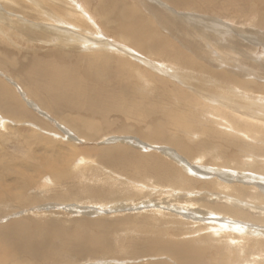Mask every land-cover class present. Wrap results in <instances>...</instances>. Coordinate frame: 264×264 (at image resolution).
Returning <instances> with one entry per match:
<instances>
[{"label": "bare ground", "instance_id": "obj_1", "mask_svg": "<svg viewBox=\"0 0 264 264\" xmlns=\"http://www.w3.org/2000/svg\"><path fill=\"white\" fill-rule=\"evenodd\" d=\"M129 1L135 4L114 5L115 25L108 29L113 11L103 0H0V38L34 53L22 65L34 101L28 104L71 121L70 130L57 133L0 76V126L14 118L60 139H71L72 131L83 141L115 133L141 137L78 149L19 130L23 142L14 148L26 155H15L0 173V203L18 209L47 200L67 203L72 212L99 204L111 218L91 228L85 221L92 208H84L79 227L75 222L67 232L57 219L45 225L50 235L35 234L30 219L6 221L0 264H22L24 257L48 264L56 256L44 248L48 237L61 243L56 248L53 240L55 252L79 260L65 264L92 258L94 264H212L205 259L212 249L226 264H264V86L254 79L264 81V0ZM118 36L130 44L113 40ZM41 42L53 48L47 57L31 47ZM148 118L153 122L144 129ZM146 143L171 147L153 153ZM235 149L260 161L248 162L257 174L217 161ZM208 156L216 165L211 170L204 166ZM37 183L35 199L24 202Z\"/></svg>", "mask_w": 264, "mask_h": 264}, {"label": "rangeland", "instance_id": "obj_2", "mask_svg": "<svg viewBox=\"0 0 264 264\" xmlns=\"http://www.w3.org/2000/svg\"><path fill=\"white\" fill-rule=\"evenodd\" d=\"M117 2H119V4H120V9L124 8L127 5L135 4V3H132L129 0H103L102 6L104 7V9L106 11H108L109 6H111V11H113V9H114L113 7H114V5ZM2 5L4 6V8L7 11H9V12L12 11V9L10 7H8L7 5H5V4H2ZM94 8L96 9V7H94ZM117 12L118 11H113L112 13L107 14L109 19L105 21V24L107 25V28L108 29H111L109 27L110 24L113 25V26L115 25L114 22H113V20H114L115 15L117 14ZM250 23L253 24V22H250ZM162 33H164V32H162ZM117 38L118 39H113V40H115L118 43L121 42V44H124V45H129L130 44L129 41H127L128 38H126L124 36H118ZM119 38L122 39V40H124V41L123 42L120 41ZM22 46H24V47H22ZM26 46H27V44L17 45L15 43L10 42L9 40H7L5 38H0V70L3 71V72H1V71L0 72H1V74L4 73V75H0V76H1L2 80H4L7 84L11 85L12 87H14L18 91L19 97L25 102V104H27V106L33 112H35L38 116H40L42 118V120H44L47 123H49V125L52 128H54V130L57 131V133L64 134L63 129L61 127L66 128L65 130H67V129L70 130L69 129V126H68V123L70 121L69 118H67V120L66 119L65 120H62V119L54 116L49 111L45 110L43 107H41V109L45 113L46 112L48 113V114L46 113L48 115V117L45 116V115H44L45 116L44 117L43 115H41L42 114L41 109H40V111L38 113L36 110H34L28 104V102L34 103V101L32 100V98H30V96L28 94V91L25 88V84L22 82L21 74L23 72H26V69L22 68V65H24L26 61L29 62V57L31 55H33L34 53L32 52L31 49L25 48ZM32 46L37 47L38 49H41L42 50L41 55L44 56V57H47V56H45L43 54L45 52V50H53V48H52V46H50V44L46 45V43H42V42L40 44L31 45V47ZM131 46L133 47L132 44H131ZM134 50L138 51L140 54H143L147 59H150V60H158L159 59V57L157 55H155L154 57H151L150 55H146V54L142 53L141 51L137 50V48H134ZM38 52H40V51H38ZM56 53H57V51H55L54 53L52 52L51 55L48 56V57H56ZM163 58L165 60L167 59L166 56H164ZM201 63H205V62H201ZM194 69H196V66H194ZM6 76L9 77L10 79L7 80L6 79ZM254 79L258 80V83L260 82V84L261 85L263 84V86H264V81H262L261 78H259V77L256 78L255 77ZM243 80H245V79L243 78ZM248 80H250V78ZM153 117L156 118L155 116H153ZM115 119H116L115 116H110V118H109V120H111V121H113ZM156 119H154V120H156ZM98 120L101 121L100 119H98ZM7 121H8V123H7L6 126H4V125H1L0 126V151H3L6 147L11 146V145L13 147H10L9 148L10 149L9 155H7L6 153H4L3 155H0V173L3 172L4 167H6L7 165L12 164L13 162L15 163V159H14L15 158V155H16V157H18L20 154L23 155V156L26 155V151H22L21 152L20 150H16L14 148V146H16V143H18L20 141L23 142L22 141L23 138L20 135H18L19 133H17V132L19 130L23 131L24 133L26 131L28 133L29 130L30 131L36 130L39 133L41 132V131L38 130L39 127L36 124H34V123L30 122V121H25V120L24 121H17L14 118L13 119L9 118V119H7ZM82 121H87V120L85 119V120H82ZM152 122H153L152 121V118H150V119L148 118L147 121H145L141 126H143L144 129H146V128H148L147 125H150ZM51 133H53V132H51ZM40 134L45 135L43 133H40ZM70 134L71 135L73 134L72 137H71V139L65 138V137L62 138V139H60V137L54 136L56 134H54V135L48 134V135H45V136L54 138V140L57 143L61 144L62 146H67L68 147L69 145H72V146L78 147V149L80 147L81 148L88 149L87 148L88 145H89V148H93V146H95L94 148L106 147V145L107 146H114L115 143H117L118 141L123 140V139H128V138H133V139L135 138L134 139V143H138L137 141H139V139L141 140V137L139 138L137 135H133V134L123 135V134H120V133H115V134H112L111 135V138L109 137L108 140L101 139V137H99V138H96L97 140L95 139L93 141H90V140L83 141L82 139L79 138L78 133L72 131V132H70ZM57 136H59V135H57ZM73 136H74V138H73ZM8 138H9V140H7L5 142L4 140H6ZM28 140H29V138H28ZM113 140H115V141H113ZM77 143H78V145H73V144H77ZM112 144H114V145H112ZM159 145L160 146H158V147H157V145L150 146V143H148L147 144V147H146L147 149L145 148L144 150L145 151L147 150L148 152H153V153H156V151H157V153H158V152H160L161 149H168L169 147H171L170 145H162V144H159ZM28 151H30V150L28 149ZM229 153H230V151L228 152V155L227 156H222L217 161H222L223 164H228V165L230 164V167L229 168L236 169V170L237 169H240V168L241 169L244 168V169H248V170H251L252 171V164H253V167L255 165L262 166V165H260L261 164L260 161L257 160V159H254L253 161L252 160L248 161L247 160L248 158H246L244 156H241L240 153H239V150H237V149L233 150L230 154ZM251 154H253V153H250V155ZM163 156H165V155H163ZM226 158H228V159L233 158V160L232 159L231 160H228ZM188 160H190L191 162H193V159H191L189 157H188ZM212 161H213L212 160V157H209L208 156L206 158V160H205V165L204 166L205 167H208V169L210 168V170L213 169L216 165L213 164L214 162H212ZM75 162L78 163L79 162V159H76ZM195 162H197V161H195ZM248 162H250L252 164H250V163L248 164ZM30 163L31 164H35L36 161L33 162V160H31ZM232 172H235V170L234 171L232 170ZM252 172H255L254 174H257L256 171H252ZM71 177H73V176H70L68 178L70 179ZM40 181L43 182L42 180H40ZM248 181H250V180H248ZM59 182H63V181H59ZM41 184L40 183H37V184H35V185H38L37 187H35L34 189H31V190L28 189L26 191L25 196L22 197V199L24 200V202H29L28 201L29 199H27V197H31V199H35L34 193H37V189L40 188V185ZM249 185H251V184H249ZM195 191H193V192H195ZM194 196L195 197H192V198H197L198 194H196ZM171 199H172V197H171ZM171 199H169V200L171 201ZM175 200H173L172 202L174 203ZM32 203L29 202V205L28 206H25V208H18V209H13L14 205H11L9 202L8 203L5 202V200L3 201V203H0V206H1L0 207V225H1L0 228H4L5 227V224L4 223L6 221H7L6 222V225H7V223L15 222V221H17L19 219H30L33 222V224H35V225L37 224L38 225L37 226L38 227V231L35 232V234L36 233L37 234L38 233L39 234L43 233L44 235H50L51 234V230L49 228H45V225H47L49 223L50 224H53V223H55L54 221L57 220V219L63 220L62 221L63 223L60 224V225H63V227L66 229L67 232L72 231V230H70L68 228H69V226L71 228H73L75 226V222H76V226L79 227L78 221H79V218L82 217V214H83L82 211L84 210V208L85 209H87V208H90V209L92 208L93 209V210L91 209V212H93L92 213L93 215L92 216L90 215V217H87L88 220L86 219V221H85V224L86 225H89L91 228L95 226V225L93 226V224H92L93 221H96V220H105L106 217L108 219V217L110 215L108 213V211L106 210L107 207H105V206L102 207L99 204H95V205H92L90 207H83V210H82V207H79L78 208L80 210L79 212H74V211L72 212V211H66L69 208V205H67V203L66 204H62L64 207L61 204H58L57 205L54 201H47V200H42V201H38L37 200L36 202H32ZM50 204H51V206H49ZM98 205L100 207H98ZM98 211H100V212H98ZM120 212H127V213H123V214H125V215L130 214V216H133V214L136 211L135 210H132V211H130V210L129 211L128 210H123V211H120ZM116 213L117 212H113L111 215H114ZM136 214L137 213H135V215ZM109 218H111V217H109ZM81 219H83V218H81ZM2 224H4V225H2ZM111 233L114 234L113 231H111ZM35 234L33 236H35ZM53 240L54 239H51L50 237H48L47 242H46V244L44 246V248L52 249L53 256L56 255L55 256V259L53 257L52 258V261L50 260L48 264H65V263H68V262H71V263L79 262V260H76V259L73 260V261H71L72 258H75L74 255L67 256L66 253H64V252L62 254L59 253V252H55L54 251V247H51V243L53 242ZM54 242L56 244L55 247L56 248H59L60 246H58V245L61 244L59 242V240H54ZM217 252H215L213 249L211 251H209L206 254V257H205V259L207 260V262H210L212 264H226V262H221V259H220V256L222 255L221 251H217ZM93 259H98V258H92V259L89 260L88 263L89 264H91V263L94 264L95 263V260H93ZM21 260L22 259H19V261H21ZM19 261L11 262L9 264H16ZM142 262H147V259L146 258H143L142 259ZM31 263L32 262L29 259V257H24L22 264H31ZM104 264H108V263H104Z\"/></svg>", "mask_w": 264, "mask_h": 264}]
</instances>
